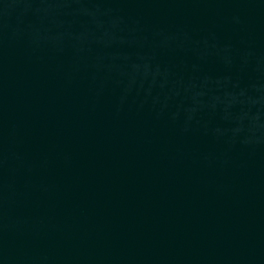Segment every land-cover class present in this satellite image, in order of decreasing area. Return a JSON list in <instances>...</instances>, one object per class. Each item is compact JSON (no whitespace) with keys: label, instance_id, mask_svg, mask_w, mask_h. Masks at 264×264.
<instances>
[{"label":"water","instance_id":"obj_1","mask_svg":"<svg viewBox=\"0 0 264 264\" xmlns=\"http://www.w3.org/2000/svg\"><path fill=\"white\" fill-rule=\"evenodd\" d=\"M0 264H264V0H0Z\"/></svg>","mask_w":264,"mask_h":264}]
</instances>
